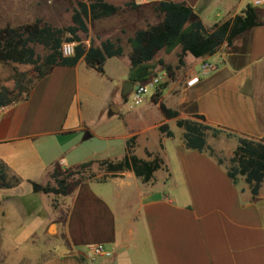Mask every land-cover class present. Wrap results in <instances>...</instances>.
Here are the masks:
<instances>
[{"label": "crops", "instance_id": "1", "mask_svg": "<svg viewBox=\"0 0 264 264\" xmlns=\"http://www.w3.org/2000/svg\"><path fill=\"white\" fill-rule=\"evenodd\" d=\"M75 1L12 2L33 20L64 27L72 24ZM103 1L119 9L88 19L87 32H78L86 47H100L105 40L122 47L120 55L104 61L103 73L83 57L73 66L55 65L2 106L0 163L11 185L0 187V259L4 264L24 263L32 244L52 236L49 254L28 264H264V180L254 196L243 177L234 183L228 176L235 137L229 136L235 142L230 144L226 135L217 142L206 134L207 144L224 159L219 164L208 149L186 148L184 129L176 125L177 119L200 114L219 133L264 141V6L253 7L249 0H167L184 2L209 31L248 6L254 9L256 24L212 55L185 52L181 64L180 45L156 52L150 62L155 65L152 75L162 76L158 99L177 111L176 118L164 117L152 98L155 91L137 110V124H124L126 131L115 135L106 123L105 134L97 135L104 119L114 116L125 122L129 113L122 103L129 93L121 95L131 69L128 39L163 19L155 10L161 0ZM202 61L214 69L187 86L188 70ZM119 66L125 69L122 76L115 69ZM153 109L160 111V118L147 125L145 114ZM171 122L181 129L178 139ZM162 123L173 132L171 137L159 131ZM153 129L156 142L149 141ZM116 149L121 152L107 156ZM127 153L144 161L157 158L160 167L148 180L130 169L106 170L104 178L96 174L68 185L66 194L41 189L57 187L55 169L115 162ZM91 244L104 245L112 255L90 261L85 252ZM20 245L27 247L20 250Z\"/></svg>", "mask_w": 264, "mask_h": 264}, {"label": "trees", "instance_id": "2", "mask_svg": "<svg viewBox=\"0 0 264 264\" xmlns=\"http://www.w3.org/2000/svg\"><path fill=\"white\" fill-rule=\"evenodd\" d=\"M118 9L119 7L103 0H76L75 6L72 7L71 25L55 27L41 18H36L33 22L16 29L4 28L0 30V61L32 64L35 73L33 80L31 79L32 83L49 73L53 66H73L82 57L90 66L103 73L104 61L108 57L120 55L122 47L110 40L103 41L100 47L92 45L86 47L78 32H87L88 19L111 15ZM155 10L163 14V19L155 25L137 30L134 36L128 39L131 46L129 54L131 69L128 80L133 82H144L152 76L155 65L150 61L161 49L170 52L175 46L180 45L182 52L178 55V63L181 64L185 52L191 53L194 57L212 55L221 44L230 45L235 36L256 24L254 9L251 6H248L243 14L215 24L210 31L204 28L198 18L191 19L193 11L184 2L161 0L156 4ZM64 41L75 42L72 55L64 56L61 53L60 47ZM32 44H41L47 49L41 60L35 54ZM159 63L163 64L162 60H159ZM164 68L171 72L170 65H164ZM23 75V73L18 74L20 77ZM15 84L19 94L27 91L20 85L19 78L15 79ZM158 95L157 90L152 98L158 103L164 117L176 118L177 111L159 101ZM13 100L11 91L6 87L1 88L0 106L7 105ZM176 125L184 129L183 139L186 148L199 151L208 149L210 155L215 156L219 164L224 163V159L216 155L206 142L207 130L211 131L212 136H217L220 130L204 123L203 115L194 114L191 118L177 119ZM158 129L168 137L173 135L166 123L160 124ZM226 134L235 137L237 141L226 165L227 174L234 183L239 177H243L252 195L255 196L264 180V141L234 133ZM100 164L111 172L130 169L143 180H148L152 172L160 167L157 158L144 161L130 153L121 160L115 162L104 160ZM56 171L57 169L52 173V177L57 187L45 186L41 189L44 192L66 194L68 185L65 183V178H58ZM10 185L4 166L0 163V187Z\"/></svg>", "mask_w": 264, "mask_h": 264}, {"label": "rangeland", "instance_id": "3", "mask_svg": "<svg viewBox=\"0 0 264 264\" xmlns=\"http://www.w3.org/2000/svg\"><path fill=\"white\" fill-rule=\"evenodd\" d=\"M12 1L13 0H0V30H3L4 28L16 29L19 26L25 25L27 23H31L35 20V19L34 20L31 19L30 14L25 15L23 11H21L20 9L22 7L21 5H17ZM42 20L52 25L50 22L46 21V19H42ZM58 22H61V21H58ZM79 33L83 35V32L79 31ZM32 46L35 51V54L38 55L41 60L43 56L47 53V49L43 47L41 44H32ZM212 60L214 59H211V62ZM107 63H117V62L109 61ZM115 69L117 72H119L117 75L119 76L124 75L125 73L124 67L119 66V67H116ZM20 73L24 74L23 77L18 76V74ZM34 76H35V73L33 71L32 64L11 62V61H0V90L1 88L6 87L9 91H11V94L14 97V99L21 96L19 95L18 89L16 87L15 79L19 78L20 85H22V88H25L28 90L29 86L32 84L31 79L33 80ZM122 103L125 109L124 111L129 112L125 118V122L114 116L110 117L109 119L107 118L108 121L104 119L103 120L104 127L100 131L97 128L95 129V125H92V128L95 129V132L97 135L105 134L102 131L105 130L106 123L107 125L112 126V129L114 130L112 131H113V134L115 135L122 134L126 131V127L124 126V124H126L127 126H130V125H135L138 123L139 119L137 117L138 115L137 110L143 107V103L140 105H134L132 102L131 94H128L126 98L122 100ZM160 115L161 113L157 109H153L151 110V112H147L144 117L146 119V124L151 125L154 121L160 118ZM170 124L173 126L175 130L176 135L174 139L180 138L181 129L177 128L173 122H171ZM96 127H99V125H97ZM106 130L111 131L110 129H107V128ZM206 134L212 141H217V142L223 141L224 135H226L225 139L230 138L229 136H227V134H222V133L217 134V136H212L211 131L209 130H207ZM148 136H149V141L156 142L157 139H155L156 136H155L154 129L149 131ZM94 141H97V140H94ZM233 142L234 141H231L230 139H228V143L232 144ZM102 145H104V143H102L101 146ZM118 152L120 153L121 150L119 149L118 151V149H116L113 152L109 151L107 156L117 155ZM227 164H228V161H227ZM106 172L107 171L105 169V166L101 165L100 163L98 165L90 163V164L84 165L76 169H65V170L58 169L56 171L58 178H65L66 185L76 184L83 178H88L96 174L100 175V178H104L107 175ZM67 179H71V181L68 182ZM52 243H54L52 236H43V238L40 239L38 243L32 244L31 246L29 244L30 251L26 253H29L31 255L29 256V259L27 261H24V263L22 262L20 264H28V262L32 263V262L41 260L42 258H45L49 254V251L52 249V246H53ZM26 247L27 246L20 245V250ZM4 263H5V260L1 258L0 264H4Z\"/></svg>", "mask_w": 264, "mask_h": 264}, {"label": "built area", "instance_id": "4", "mask_svg": "<svg viewBox=\"0 0 264 264\" xmlns=\"http://www.w3.org/2000/svg\"><path fill=\"white\" fill-rule=\"evenodd\" d=\"M154 0H133L137 4H147ZM250 5L253 7L264 6V0H249ZM73 41H64L60 47V51L64 56H69L74 53ZM214 69V65L210 62L202 61L195 69L188 70V79L186 85L191 86L200 81V78L206 75L209 71ZM161 75H153L150 79L144 82H134L133 87L129 94L132 96V102L134 105H140L144 102L147 95L154 93L159 89L161 84ZM2 106H0V114L2 113ZM86 256L90 261H93L96 257H110L112 252L104 247L102 244H91L87 246Z\"/></svg>", "mask_w": 264, "mask_h": 264}, {"label": "water", "instance_id": "5", "mask_svg": "<svg viewBox=\"0 0 264 264\" xmlns=\"http://www.w3.org/2000/svg\"><path fill=\"white\" fill-rule=\"evenodd\" d=\"M194 13L191 15V19L194 18ZM134 82L130 80H126L122 85L121 95L125 97L132 89Z\"/></svg>", "mask_w": 264, "mask_h": 264}]
</instances>
